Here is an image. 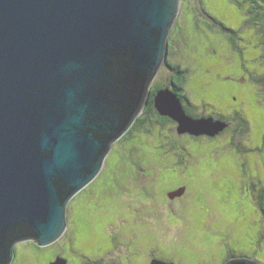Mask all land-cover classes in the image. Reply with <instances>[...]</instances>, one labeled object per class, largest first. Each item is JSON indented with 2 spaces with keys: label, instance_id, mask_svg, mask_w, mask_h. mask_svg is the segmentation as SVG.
<instances>
[{
  "label": "rangeland",
  "instance_id": "obj_1",
  "mask_svg": "<svg viewBox=\"0 0 264 264\" xmlns=\"http://www.w3.org/2000/svg\"><path fill=\"white\" fill-rule=\"evenodd\" d=\"M251 6L250 0H182L153 83L171 86V66L180 64L188 70L187 111L195 115V107L230 127L214 138H195L179 134L178 123L162 125L151 115L148 129L114 143L99 175L69 202L63 236L36 256L27 254L35 241L18 242L16 264H51L56 254L84 264L99 253L123 258V264H150L157 257L225 264L230 253L264 264L258 203L264 190V86L253 80L264 74V26L255 16L246 23ZM221 24L237 31L238 48L219 31ZM240 120L245 125L236 130ZM181 187L182 195L169 197Z\"/></svg>",
  "mask_w": 264,
  "mask_h": 264
},
{
  "label": "water",
  "instance_id": "obj_2",
  "mask_svg": "<svg viewBox=\"0 0 264 264\" xmlns=\"http://www.w3.org/2000/svg\"><path fill=\"white\" fill-rule=\"evenodd\" d=\"M181 2L0 0V264L14 261L18 242L48 246L63 236L69 202L145 111ZM154 104L179 134L213 138L229 126L189 114L170 87Z\"/></svg>",
  "mask_w": 264,
  "mask_h": 264
},
{
  "label": "trees",
  "instance_id": "obj_3",
  "mask_svg": "<svg viewBox=\"0 0 264 264\" xmlns=\"http://www.w3.org/2000/svg\"><path fill=\"white\" fill-rule=\"evenodd\" d=\"M250 1L252 2V6H251V8L248 11L249 15H250V19L246 20V23L247 24H251V22H253V20L255 19L254 18V16H255L256 18H263V26H264V5L263 4L259 5V3L256 0H254V1L250 0ZM259 2H261V0ZM253 12H255V14H253ZM208 24H209L210 28H215L216 27V22L208 21ZM219 31L223 32L228 37V39L232 42V44H233V46L235 48H238V45H237V31L236 30H234L233 28H231V27H229V26H227L225 24H221L220 27H219ZM262 39H263V43H264V37ZM171 68L173 70L172 84H171V86L166 85V87H170L171 89H173L176 92V94L178 95V97L180 98V100L183 101L184 98L186 99V93H185L186 92V87L185 86H186V80L188 79V77H187L188 76V70L187 69H183L180 64H174L173 66H171ZM253 80L258 82L261 87L264 86V74L259 75V76H253ZM163 87L164 86H159L157 84H153L152 95H154V93H156L160 88H163ZM183 102H185V101H183ZM185 108H187V106ZM193 109H194L193 113H195V115H193L194 117L195 116L196 117L205 116L203 113L199 114L195 110V107H193ZM186 111H187V109H186ZM189 111H190V109L187 112L189 113ZM153 114H157V112H156V108H155V104H154V99H153V96H152L150 98V100H149V103L146 106V109H145L144 113L138 118V120L136 121L134 126L123 137L128 136V135L132 134L135 131H139L140 132V131H144L145 129H148L145 126L148 124L150 116L153 115ZM189 114H191V113H189ZM206 116H209V115H206ZM166 123H174V122L171 119H166V120H163V123H161V124L164 125ZM244 123H245L244 120L237 121V124L235 125L236 126V130H238L241 127H243L245 125ZM229 127L230 126H228L223 131V133ZM241 131H244V130H241ZM223 133H221V134H223ZM194 137L197 138L196 136H194ZM210 138H212V137H210ZM261 193H262V196H261L260 200L258 201V203H259V206L261 208L262 214L264 216V203H263L264 190H262ZM234 256L235 255L233 253H230L228 258L226 259V262L229 259L233 258ZM159 259H162V258L159 257ZM162 260H164V259H162ZM165 261H168V260H165Z\"/></svg>",
  "mask_w": 264,
  "mask_h": 264
},
{
  "label": "flooded vegetation",
  "instance_id": "obj_4",
  "mask_svg": "<svg viewBox=\"0 0 264 264\" xmlns=\"http://www.w3.org/2000/svg\"><path fill=\"white\" fill-rule=\"evenodd\" d=\"M164 87H166V86H164ZM163 87V88H164ZM153 96V99H154V96H155V93H154V95H152ZM151 96V97H152ZM156 112H157V110H156ZM153 116L155 117V119H156V121L157 122H160V123H163V120H166V119H171L170 117H166V116H161L158 112H157V114H153ZM171 120H173V119H171ZM173 122L174 123H176L177 124V122L176 121H174L173 120ZM173 200V199H172ZM18 244V243H17ZM17 244L15 245V255H14V259H16V257H17V252H16V246H17ZM41 248V246H39V245H36V246H31L30 248H28V251H27V254H30V255H37V251L39 250ZM36 252V253H35ZM58 256H61V257H65V256H63L62 254H56L55 255V257L53 258V260L52 261H54ZM86 257V256H85ZM82 259L84 260V258L82 257ZM100 260H104L105 262H109L110 260H116V259H113V258H108V257H105V255H104V253H99V254H97V255H95V256H92V257H90V260L89 261H87V262H85L84 264H92V263H94V262H97V261H100ZM123 258L122 259H120V261L118 260H116L119 264H123L122 262H123ZM127 260V259H126ZM165 260V259H164ZM82 263V261L80 262V264ZM13 264H16V262H15V260H14V263ZM67 264H70V261H69V259H68V263Z\"/></svg>",
  "mask_w": 264,
  "mask_h": 264
},
{
  "label": "bare ground",
  "instance_id": "obj_5",
  "mask_svg": "<svg viewBox=\"0 0 264 264\" xmlns=\"http://www.w3.org/2000/svg\"><path fill=\"white\" fill-rule=\"evenodd\" d=\"M168 51V50H167Z\"/></svg>",
  "mask_w": 264,
  "mask_h": 264
}]
</instances>
